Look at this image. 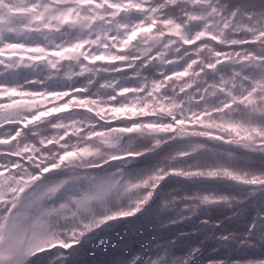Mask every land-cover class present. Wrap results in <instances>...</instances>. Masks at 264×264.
Returning a JSON list of instances; mask_svg holds the SVG:
<instances>
[{
  "label": "snow or ice",
  "instance_id": "6c2138e0",
  "mask_svg": "<svg viewBox=\"0 0 264 264\" xmlns=\"http://www.w3.org/2000/svg\"><path fill=\"white\" fill-rule=\"evenodd\" d=\"M0 264H264V0H0Z\"/></svg>",
  "mask_w": 264,
  "mask_h": 264
}]
</instances>
